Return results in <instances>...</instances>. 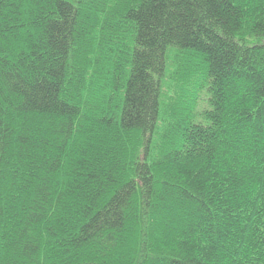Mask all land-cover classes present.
Masks as SVG:
<instances>
[{
	"label": "trees",
	"instance_id": "16d2710c",
	"mask_svg": "<svg viewBox=\"0 0 264 264\" xmlns=\"http://www.w3.org/2000/svg\"><path fill=\"white\" fill-rule=\"evenodd\" d=\"M0 264H264V0H0Z\"/></svg>",
	"mask_w": 264,
	"mask_h": 264
}]
</instances>
